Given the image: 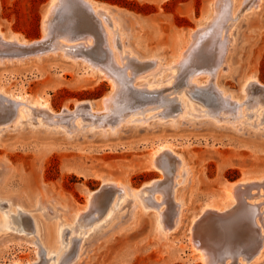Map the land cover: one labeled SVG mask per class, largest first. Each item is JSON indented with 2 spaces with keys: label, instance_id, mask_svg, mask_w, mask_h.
Instances as JSON below:
<instances>
[{
  "label": "rangeland",
  "instance_id": "1",
  "mask_svg": "<svg viewBox=\"0 0 264 264\" xmlns=\"http://www.w3.org/2000/svg\"><path fill=\"white\" fill-rule=\"evenodd\" d=\"M64 1L60 0L53 13L49 27V34L53 36L51 40L48 38L47 45L44 42V45L4 49L0 41L3 48L0 49L2 99L11 93L30 100H45L54 112L67 108L68 113L74 112L78 103L85 102L80 107V114L86 121L85 127L75 129L74 113L71 115L70 112L69 116H62L64 120L60 125L66 123L67 127L61 131L56 129L57 126L37 125L38 119L0 123V168L4 169L0 187L6 192V195H0V264H54L59 257L62 258L58 264H204L190 242L200 233L211 251L218 253L215 264H264V244L257 254L255 249H247L244 245L248 236L246 224H241L235 217L193 222L205 207L228 205L227 191L232 183L264 177V124H260L264 114L261 121L254 123V117L240 124L242 116L238 104H234L236 99H241L243 108L251 114L258 103H264V0H246L241 7L237 2L238 15L233 23L227 21V24L232 23L229 45L226 41H221L220 45L217 26L204 25L212 13V0H91L97 7L108 9L120 22L121 27L116 30L122 34L121 49L127 51V55L124 53L127 65L122 68L129 69L132 81L141 77L138 73L144 66L158 58L163 68L169 66L170 69L141 78L137 83L153 78L165 81L171 72H175L172 85L168 87L175 92L169 98L179 97L177 91L182 88L195 97L192 102L196 111H190L191 115H188L180 111L179 104H166L161 95L149 98L138 94V97L125 88L129 83L122 82V88L114 97L119 100L115 99L117 103L112 100L111 111L104 117L98 116L95 110H101L102 99L115 90L110 80L102 79L92 69L103 66L105 70L115 72V68L110 69L102 61H109V48L102 42L94 24V27L74 28L64 23L57 13L63 10ZM50 3L51 0H0V32L4 37L18 36L28 42L41 40ZM228 16L232 17L225 15L220 19V28ZM89 32H93L94 38ZM88 38L93 39L91 46L74 44L77 40L90 41ZM51 43L55 47L61 43L60 48H63L57 54H41L40 59L33 55L46 47L54 49ZM66 52L67 58L64 57ZM182 52L185 57L180 59ZM24 53H30V56L21 58ZM250 76L257 78L258 86L249 82L245 94L242 88ZM222 90L234 97L233 102L223 97ZM86 104H92L93 110L84 108ZM131 105L138 114H134ZM180 105L182 107V103ZM127 113H132L128 118L134 122L121 123ZM113 114H116L114 118ZM4 115L9 113L4 112L0 117ZM114 121L118 123L114 124ZM90 123L101 127L102 123L109 124L111 128L105 129L111 131L104 134L103 128L86 126ZM161 146L169 148L165 155H173L184 164L174 180L173 194H170L171 184L163 171L151 165L152 153ZM106 180L119 181L127 187L125 192L140 190L154 180L159 184L154 190H144L138 199L120 197L122 189L112 198L114 190L110 189L115 186H109L103 191L106 202L102 212L98 213L93 200L94 212L87 210L91 217L78 224H69L78 210L89 205L90 194L99 191ZM238 187V191H249L247 185ZM154 192H157L154 197L159 206L152 202ZM36 195L46 207L34 205L23 209L21 204L8 200L14 197L33 204ZM159 197L163 199L159 201ZM251 200L256 201V198ZM173 202L180 204V222L169 230L165 223L168 224V214L174 210ZM52 211L62 213L64 222L58 228L55 218L51 217ZM36 215L50 224L48 239L50 243H56L59 250L54 259L46 254L49 244L41 242ZM236 237L242 238V244ZM74 243L78 246L73 248Z\"/></svg>",
  "mask_w": 264,
  "mask_h": 264
},
{
  "label": "bare ground",
  "instance_id": "2",
  "mask_svg": "<svg viewBox=\"0 0 264 264\" xmlns=\"http://www.w3.org/2000/svg\"><path fill=\"white\" fill-rule=\"evenodd\" d=\"M246 0H212V13L210 14V19L207 20V22L204 24L206 26H217V28H219V40H220V45H221V41H226L227 44L226 45H229V43L231 42V37L230 35L232 34L229 30V28L232 26V23L234 22V17L238 14L236 13H239V11L237 12V10L235 9L236 7V4L238 2V7H241L243 6V4L245 3ZM60 3V0H51V3L49 5V9H48V12L45 16V19L43 21V37L41 40L39 41H33V42H28L24 39H21L19 38L18 36H14V37H4V34H2L0 32V41H1V45L2 47L5 49V47H12V46H15L16 48L17 47H30V46H34L36 44H41L43 43L44 45V42L46 44L48 38L52 37L50 36L49 34V27H50V23L53 19V13L55 12L58 4ZM82 3V5L80 4ZM64 8L62 11H59L57 13H59V16L60 18L64 21V23H67L68 26H81V27H94V25L98 28L99 30V35L100 37L102 38V42H105L106 44V47L109 48L108 50V53L110 54V57L106 56L109 58V61H106L105 59H100L102 61H104L105 63V66H109L110 69H116L114 70L115 72H110V70H105L104 68L102 67H94L95 69H92L93 73H96L98 76H100L102 79H106V80H110V82L112 83L113 85V90H115V92H112L109 96H106L102 99V105H103V108L101 110H95L97 111L96 114H98V116H105L107 114L110 113L111 111V107L113 104H111V102H113L112 100L114 99L117 91L122 88L121 87V83L122 82H125V83H129V89L125 86V88L130 91V92H134L136 93L135 95L137 96L138 94H142V95H148L149 98L150 96H155V95H161L163 96L165 99H166V104H179V108H180V111L183 112L184 114H190L191 115V112L190 111H196L195 110V106L193 104V100H194V96L193 95H190L191 93H189L188 89H185V88H182L180 89L178 92V96L179 97H172V98H169V96L171 94H173V92L175 91H172V90H169V86L172 85V78L175 77V72H171L169 75H168V78L164 81V80H160V79H156V78H153V79H150V80H146L145 83H141V84H138L137 81L140 80L141 78H147L148 76H155V75H159L158 73H160L163 69L167 70V69H170L169 66L163 68L162 67V64H161V61L160 59H155V61H153L152 63L150 64H143V65H146L144 66L140 72L138 74H144L143 76L141 75V77L139 79H135L132 81L131 77H130V73L128 72V68H126V70H123V68L126 67L127 64H125V61H124V58L125 56L127 55V51L126 50H122L121 47H122V43L120 41V38H121V33L118 32L117 33V29H119L121 27V24L118 20H116L112 13L104 8V7H97L95 4H93V2L91 0H66L64 1ZM62 6V5H61ZM256 6L258 7V3L256 4ZM60 10V9H59ZM57 11V10H56ZM56 13V14H57ZM225 15H231L232 17H227L225 23L222 25V27L220 28V24H219V21L221 18H223ZM57 17V16H56ZM230 20L232 21L231 24H227V21ZM58 21V20H57ZM56 21V23H57ZM60 22V21H59ZM94 24V25H93ZM227 24V25H226ZM58 26V25H57ZM54 28V26H53ZM57 29V28H56ZM94 30V29H93ZM91 30V31H93ZM96 30V29H95ZM96 30V31H98ZM58 31V29H57ZM74 31V30H73ZM207 31V30H206ZM77 32V31H76ZM192 33L194 31H191ZM54 33H57L56 31ZM62 33V32H61ZM75 33V31H74ZM79 33V32H78ZM77 33V34H78ZM82 33V31H81ZM85 33V31H84ZM88 33V31H87ZM90 33V32H89ZM97 33V34H98ZM190 33V34H192ZM64 34V33H63ZM91 34V37H92V33ZM200 34V32H199ZM201 34H204V33H201ZM212 35V34H211ZM67 36V35H66ZM192 37V35H190ZM201 36V35H200ZM199 36V37H200ZM203 36V35H202ZM206 36H209V34H207ZM214 36V35H213ZM76 37V36H75ZM87 37H89V35H87ZM86 37V38H87ZM191 37L190 40H189V43L191 42ZM205 37V36H204ZM67 38H69V36H67ZM70 38H72L70 36ZM94 38V37H92ZM90 39L88 38V40L90 41H83V40H77L75 42L77 43H74L75 45L77 44H84V46L86 45L87 47L88 46H91V40H92V43H93V39ZM75 39V38H74ZM51 40V38H50ZM50 40H48V42H50ZM62 40V39H60ZM58 40V41H60ZM67 40V39H66ZM214 40V39H213ZM72 41V40H71ZM80 41V42H79ZM204 41V40H203ZM67 42V41H66ZM208 42V41H207ZM226 42H223V43H226ZM55 43V42H54ZM70 43V41L68 42ZM188 43V42H187ZM200 43V42H199ZM204 43V42H203ZM52 44V43H51ZM57 44V43H56ZM72 44V42H71ZM0 45V46H1ZM47 45V44H46ZM53 45V44H52ZM73 45V46H75ZM189 45V44H188ZM203 45V44H202ZM54 46V45H53ZM59 46V47H58ZM61 43H58L57 44V47H55L54 49L50 50V49H46L44 48L41 52H37L36 54H33V55H36L39 59L41 58V54H48L50 52H53L54 54H57V52L59 50H61L62 48H60ZM67 47H69L68 44H66ZM94 46H95V43H94ZM98 46V45H97ZM102 46V45H101ZM66 47V48H67ZM104 47V46H103ZM197 47V46H196ZM204 47V45H203ZM202 47V48H203ZM227 47V46H226ZM2 48V49H3ZM52 48V47H51ZM201 48V47H200ZM1 49V47H0ZM1 49V50H2ZM79 49V48H78ZM219 49V48H218ZM11 50V49H10ZM64 50V49H63ZM103 50V49H102ZM106 50V49H105ZM120 50L122 52L121 55H119V51ZM184 50V49H183ZM195 50V49H193ZM69 51V49H68ZM79 51V50H78ZM81 51V50H80ZM83 51V50H82ZM87 51V50H86ZM91 51V50H90ZM185 51V50H184ZM214 51V50H213ZM2 52V51H1ZM130 52V50L128 51ZM181 52V51H180ZM191 52V51H190ZM212 52V51H211ZM222 52V51H221ZM88 53V52H87ZM126 55H125V54ZM9 54V53H8ZM39 54V56L37 55ZM71 54V53H70ZM78 54V53H77ZM81 54V53H79ZM78 54V55H79ZM100 54V53H99ZM103 54V53H102ZM130 54V53H128ZM187 54V53H186ZM13 55V54H12ZM83 55L84 52H83ZM124 55V56H123ZM189 55V54H187ZM219 55V54H218ZM30 56V53H27L23 56H21V58H25L26 57H29ZM68 56V53L66 52L65 53V56L67 58ZM90 56V55H89ZM195 57V55H193ZM197 56V55H196ZM20 57V56H19ZM76 57V56H75ZM78 57V56H77ZM185 57V53L182 52L179 56L180 59L184 58ZM11 58V57H10ZM18 58V57H17ZM81 58V57H80ZM85 58V57H84ZM88 59V57H86ZM94 58V57H93ZM204 58V57H203ZM20 59V58H19ZM86 59V60H87ZM90 59V58H89ZM221 59V57H220ZM22 60V59H21ZM24 60V59H23ZM69 60V59H67ZM76 60V59H75ZM75 60H72L74 63H76ZM184 60V59H183ZM212 60V59H209V61ZM89 61V60H88ZM93 61V60H92ZM98 61V60H97ZM214 61V60H213ZM108 62V63H107ZM134 62V61H132ZM87 63V62H86ZM90 63H92L90 61ZM98 63V62H97ZM128 64L130 63L127 62ZM139 63V62H138ZM140 64V63H139ZM191 64V63H190ZM199 64V63H198ZM223 64V63H222ZM131 65V64H130ZM183 65V64H181ZM204 65V64H202ZM196 66V65H195ZM123 67V68H122ZM142 67V66H140ZM192 67V66H191ZM203 67V66H202ZM205 67V66H204ZM87 68H90L87 66ZM132 68V67H131ZM188 68H189V65H188ZM200 68H201V65H200ZM187 69V68H185ZM196 69V67H195ZM202 70V69H201ZM182 71V70H181ZM206 71V70H204ZM211 71V70H210ZM134 72V71H133ZM193 72V71H192ZM198 72V71H197ZM213 72V71H212ZM182 74V72H181ZM129 75V76H128ZM138 76V75H137ZM183 76V75H182ZM133 78V77H132ZM135 78V77H134ZM133 78V79H134ZM163 77H161L162 79ZM183 78V77H182ZM187 78V77H186ZM189 78V77H188ZM190 81V80H189ZM195 83L197 82L196 80H194ZM176 82V81H175ZM249 82H254L253 84L256 83L257 85V78L254 77V76H250L245 84V86L242 88V92L245 93L246 92V85L249 83ZM164 83V84H163ZM185 84V83H184ZM190 84V83H189ZM261 84V83H259ZM174 85V84H173ZM177 85V84H176ZM187 85V84H186ZM251 85V84H250ZM263 85V84H262ZM261 85V86H262ZM258 86V85H257ZM260 86V85H259ZM185 87V86H183ZM264 87V86H263ZM251 87L249 86V89ZM259 88V87H258ZM252 89V88H251ZM250 89V90H251ZM256 89V88H255ZM253 89V90H255ZM248 90V89H247ZM258 90V89H257ZM257 90H255V92H258ZM262 90V88H261ZM194 91V90H193ZM223 91V90H222ZM221 91V92H222ZM249 92V91H248ZM260 92V91H259ZM251 93V92H249ZM253 93V92H252ZM1 94H2V91H0V114H4V112H7L9 113L8 116H1L0 117V123H11V122H16V123H19L21 122L23 119L25 120V122L29 121L30 119L32 120H36L38 119L39 122H36L35 123L37 125H45V126H49V127H52V126H57V130H65L63 127H65L67 124L65 123V125L63 126L60 125V122L64 120V118L62 116L64 115H67L69 114L68 111L69 110H65L67 108H65L63 111L61 112H54L52 110V108L50 107L49 103L46 102L45 100H40V99H36V100H30L28 98H26L25 96H19V95H13L11 93H8L7 96L2 99L1 97ZM125 94V93H124ZM181 94V95H180ZM196 94V93H195ZM247 94V93H245ZM259 94V93H258ZM134 95V94H132ZM221 95V93H220ZM222 95L223 97H227L228 99H231L234 100V97H232V95L230 94H226L224 91L222 92ZM248 96V95H247ZM264 96V95H262ZM124 97H126L124 95ZM139 97V95H138ZM189 97V98H188ZM261 97V96H260ZM117 98V97H116ZM115 98V99H116ZM128 98V97H127ZM131 98V97H130ZM134 98V97H133ZM148 98V97H147ZM114 99V100H115ZM137 99V98H135ZM158 99H161V98H158ZM248 99V98H247ZM259 99V98H258ZM117 101L119 99H116ZM115 100V101H116ZM129 100V99H128ZM132 101V98L130 99ZM139 100V98H138ZM153 100V99H152ZM197 100V99H196ZM213 100V99H212ZM263 100V99H262ZM114 101V102H115ZM116 101V103H117ZM214 101V100H213ZM221 101V100H220ZM230 101V100H228ZM226 101V102H228ZM230 101V102H231ZM247 101V100H246ZM217 102V101H216ZM215 102V103H216ZM229 102V103H230ZM233 102V101H232ZM3 103V104H2ZM91 103V102H90ZM139 103V101H138ZM141 103V102H140ZM161 103V102H160ZM180 103H182V107L180 105ZM236 103L238 104V112H240L241 116H242V121L240 122V124H245L247 121L249 120H253L254 117H256V119H254V123H256V121L260 120L262 118V114H264V103L260 102L258 103L256 106L257 107H254L255 110L252 111L251 109V114H249L247 112V108H243V104L241 103V99H236V102L234 103L236 105ZM249 103V101H248ZM251 103V101H250ZM85 102H82V103H78L76 106V110L74 112H71L70 114L72 115L73 113V117H72V122L74 123V128L76 129L77 127H85V125H83L84 122V119L81 118V106L84 105ZM115 104V103H114ZM137 104V103H136ZM154 104V102H153ZM214 104V103H213ZM229 106L230 107V104L228 103H224V105L226 106ZM252 104V103H251ZM90 105V106H89ZM92 104H87L85 105L84 108H86L87 106V109L88 111L89 110H93L92 109ZM118 105V104H116ZM147 105V104H145ZM142 106V107H145ZM168 105V106H169ZM217 105V104H216ZM245 105V104H244ZM132 106V105H131ZM141 106V104L139 105ZM150 106V105H148ZM160 106V105H158ZM167 106V107H168ZM251 106V105H250ZM116 107V106H115ZM154 107V106H153ZM166 107V106H164ZM177 107V106H176ZM214 107V105H213ZM234 107V106H233ZM232 107V108H233ZM134 108L133 106L131 107V109ZM161 108V107H160ZM127 109V107H126ZM161 109H164V108H161ZM198 109V108H196ZM234 109V108H233ZM232 109V112H234ZM83 110V109H82ZM103 110V111H102ZM125 110V109H124ZM133 110H135L136 112V109L134 108ZM237 110V109H236ZM86 111V110H85ZM95 111H93L95 113ZM229 111V109H228ZM113 112V111H112ZM129 112V111H128ZM134 114H138L137 112ZM231 112V113H232ZM85 113V112H84ZM93 113V114H94ZM115 113V112H114ZM116 113H118L116 111ZM126 113V112H125ZM224 113V112H223ZM69 114V115H70ZM80 114V115H78ZM92 114V113H91ZM90 114V115H91ZM92 114V115H93ZM128 114V113H127ZM221 114V113H220ZM225 114V113H224ZM223 114V115H224ZM227 114V113H226ZM233 114V113H232ZM67 115V116H69ZM88 115V114H87ZM91 115V116H92ZM131 114H128L124 121H122L121 123L125 122L127 124H130L132 122H134V120H132L131 118H128ZM236 115V114H235ZM262 115V116H261ZM49 116V118L47 117ZM89 116V115H88ZM113 118L116 116V114L112 115ZM111 116V117H112ZM120 116V115H119ZM125 116V115H124ZM227 116V115H226ZM261 116V117H260ZM62 117V118H61ZM97 117V116H96ZM48 118V119H47ZM50 118H52V121H49ZM68 118V117H66ZM94 118V116H93ZM99 118V117H98ZM97 118V119H98ZM102 118V117H101ZM121 118V117H119ZM69 119V118H68ZM92 119V117H91ZM112 119V118H111ZM99 120V119H98ZM67 121V120H66ZM70 121V120H68ZM89 121V120H88ZM97 121V120H96ZM95 121V122H96ZM107 121V120H106ZM261 121V120H260ZM23 122V121H22ZM115 122V121H114ZM237 122V121H236ZM118 123L115 122L114 124ZM119 123V125L121 124ZM260 124H264V120H262L260 122ZM260 124H257V125H260ZM95 125V124H93ZM89 124H87L86 126H93ZM112 125V124H111ZM118 125V126H119ZM102 126L101 125H97V126H93L94 128H103L105 129L106 127H110L109 124H103L102 123ZM115 126V125H114ZM67 127V126H66ZM111 128V127H110ZM114 128V127H113ZM53 130V129H52ZM110 130H107L105 129L103 132L104 134H107L108 132H110ZM113 132V131H112ZM169 150V148L167 146H161L159 147L157 150H155L153 153H152V159H151V165L154 166L155 168H157L158 170H161L163 171L164 175H165V178L167 179L168 178V182H170L171 184V191H170V194L172 193L173 194V183H174V180L175 178H177V176L179 175V171L180 169H182V167H184V164L183 162H181V160L179 161V158H175L173 155L172 156H168V155H165L167 154L166 152ZM4 169L1 167L0 168V183L2 182L1 181V178H3L4 176ZM176 176V177H175ZM165 180V179H164ZM160 181V180H159ZM166 181V180H165ZM158 183V180H154L146 185H144L140 190H132L131 192H125V190L127 189V187L125 185H122L119 181H116V182H111V181H104V184L103 186L101 187V189L95 193H91L90 196H89V205H87L85 208L83 209H80L77 211V213L74 215V217L72 218V220L69 221V224H73L75 222V224H78L80 223L82 220H85V219H88L89 217H91V215L89 214V212H94V206H93V200H95V205H97L98 207V210L100 212H102L103 210V206L105 205V198H104V192L106 190V188H108L109 186H115V187H112L113 189H110V190H114V194L112 196V198L115 197L116 194H118L119 190L121 192L119 194L120 197L122 195L125 196V198H128V196H132L136 199H138L137 197L138 196H141L142 193L144 192V190L146 189H155L156 187V184ZM163 183V182H161ZM159 184V183H158ZM169 184V185H170ZM2 185V184H0ZM242 185H247V189H249L248 193L246 192H243L242 190L238 191V189H236L238 186H241ZM160 187V186H159ZM158 187V188H159ZM169 187V186H168ZM249 187V188H248ZM157 188V190H158ZM170 188V187H169ZM239 188V187H238ZM124 189V190H123ZM243 189V188H242ZM245 187H244V191H245ZM255 189H258V191H254ZM109 190V191H110ZM167 190V189H166ZM252 190L254 191V193L252 192ZM159 191H162V190H159ZM164 192V191H163ZM157 192H154L153 195L151 196L152 199V202H154V204H156L157 206H159L160 204L157 203L156 201V197H154V194H156ZM167 193V192H166ZM103 194V195H102ZM107 194V193H106ZM0 195L1 196H4L6 195V192L5 190L0 187ZM167 195V194H166ZM156 196V195H155ZM227 196H228V205H226L224 208H220V207H216V206H208V207H205L202 212L200 213V216L198 217H195L193 219V222L196 221L197 219L201 221V223L203 222H206L208 220H217V221H221L223 219H229V218H236L238 222H240L241 224H246V231H247V239L244 241V245L247 246V249H252V251L255 249V251H257L255 254H257L261 248L263 247V244H264V177L263 178H260V179H256V180H244V181H240V182H237V183H232L231 184V187L228 189L227 191ZM233 196L235 197V199L233 198ZM144 197V196H143ZM256 198V201H252L251 199H255ZM163 197H159L158 200H162ZM10 202H16L17 204H21L22 208L24 209V207H33L34 205L35 206H40V207H46L45 205V202L42 201L40 199V197L38 195H36L35 197H33V201L34 203H30L26 200H23V199H20V198H14V197H10L8 199ZM143 202L145 199H142ZM148 201L150 202V200L148 199ZM23 202V203H22ZM108 202V200H107ZM174 203V202H173ZM145 205H147V202H145ZM89 209V210H88ZM87 210L89 212H87ZM107 211V210H106ZM51 214V217L52 218H55V224L57 225V228L61 225L62 222H64L62 220V213H60L59 211H52L50 212ZM22 216L24 215L21 214ZM101 215L99 214L98 218L100 217ZM38 217L42 218V215L39 214ZM37 215L35 217V221H36V227H38V229L40 230L41 232V242L42 244H49V248L47 249V255L48 256H51L50 258L54 259L56 257V255L58 254V247L56 245V243H50L49 239H48V235H49V228H50V224L48 223H45L42 219L38 218ZM168 224L165 223V227L169 230H172L174 229L175 227H177L179 225V222H180V204L178 203H174V210L168 214ZM52 222V223H53ZM197 222V221H196ZM53 223V224H54ZM88 223V222H87ZM55 225V226H56ZM68 225V224H66ZM236 226V225H235ZM242 226V225H241ZM52 227V225H51ZM198 227V226H196ZM200 227V226H199ZM240 227V226H239ZM195 229V228H194ZM238 229V228H237ZM236 229V230H237ZM56 230V229H55ZM66 230H64V233H65ZM239 231L237 230V233ZM193 233V232H192ZM232 233V232H231ZM194 235V234H192ZM203 235V234H202ZM208 235V234H207ZM64 236V235H63ZM205 236V235H204ZM236 236V235H235ZM240 237V236H239ZM239 237H236L235 239H237L238 241V238ZM234 239V238H233ZM240 239H241V242L242 241V238H239V242H240ZM236 241V240H235ZM79 242V240L77 241ZM190 242H191V245L193 247V251L195 253H197L198 255V259L204 263V264H215V259L217 258V254L216 252H213L211 251V248L209 247V245L202 239L201 237V233L198 234L197 237L193 238V239H190ZM240 242V243H241ZM76 243V242H75ZM73 245V248L74 247H77L78 245ZM225 243V242H224ZM236 243V242H235ZM238 243V242H237ZM79 244V243H77ZM226 244V243H225ZM229 244V243H228ZM242 244V243H241ZM231 245V244H230ZM240 246V244H238ZM243 245V246H244ZM216 246V245H215ZM227 246V245H225ZM229 246V245H228ZM235 247V245L233 246ZM231 247V248H233ZM241 247V246H240ZM222 248V247H221ZM220 248V249H221ZM225 248V247H224ZM222 248V249H224ZM242 248V247H241ZM50 249V251H48ZM217 249V248H216ZM225 250V249H224ZM223 250V252H224ZM243 250V248H242ZM241 250V251H242ZM231 251H233L231 249ZM251 251V250H250ZM250 251L248 253H250ZM234 252V251H233ZM232 252V254H233ZM244 252V251H243ZM36 254H38V252H36ZM67 254V253H66ZM216 254V255H215ZM231 254V253H230ZM231 254V256H232ZM254 254V255H255ZM54 255V256H53ZM69 255V254H68ZM234 255V254H233ZM253 255V256H254ZM60 258L62 257H59L57 260H54V264H58L61 260ZM230 259V258H229ZM50 260V259H49ZM44 262V261H43ZM48 262V261H47ZM46 263V262H45ZM217 263V262H216ZM43 264V263H42Z\"/></svg>",
  "mask_w": 264,
  "mask_h": 264
}]
</instances>
